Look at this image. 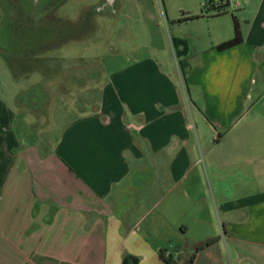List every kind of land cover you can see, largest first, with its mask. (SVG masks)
Instances as JSON below:
<instances>
[{
    "label": "crops",
    "instance_id": "0c3cea01",
    "mask_svg": "<svg viewBox=\"0 0 264 264\" xmlns=\"http://www.w3.org/2000/svg\"><path fill=\"white\" fill-rule=\"evenodd\" d=\"M52 1L11 0L18 23L4 36L15 55L45 60L53 37L76 30L62 14L68 0L55 15ZM240 2L242 44L218 51L233 37L215 35L194 51L175 38L188 44L186 89L211 139L203 149L160 55L159 84L127 63L102 105L51 143L31 128L29 109L14 116L0 99V264H164L161 251L178 264H264V0ZM138 174L149 180L136 185Z\"/></svg>",
    "mask_w": 264,
    "mask_h": 264
},
{
    "label": "rangeland",
    "instance_id": "374dc122",
    "mask_svg": "<svg viewBox=\"0 0 264 264\" xmlns=\"http://www.w3.org/2000/svg\"><path fill=\"white\" fill-rule=\"evenodd\" d=\"M240 1L232 0L226 13L218 16L216 10H210L207 0H68L62 14L75 20L76 30L69 27L53 37L62 46L57 48L53 44V50L41 60L33 54L25 59L15 55L19 50L13 38L4 36V32L9 24L18 23L10 19L17 8L11 0H0V99H4L14 116L29 109L31 128L51 143L81 114L102 105L101 90L111 82L113 73L127 63H141L145 67L142 76L150 83L158 80L156 85L159 84L160 55L162 62H168L169 73L162 75L180 97L190 137L203 149L211 139L204 132L205 120L186 89L181 63H187V56H176L171 43L178 37L188 39L196 51L203 50L215 35L234 38V17L240 18ZM62 3L52 1L49 10L53 15ZM192 17L200 18L187 20ZM115 78L120 81L121 77ZM170 90L164 89L169 100ZM152 91L149 89L148 94ZM161 93L154 90L153 95ZM17 125L23 123L19 120ZM153 184L144 192L152 190Z\"/></svg>",
    "mask_w": 264,
    "mask_h": 264
},
{
    "label": "trees",
    "instance_id": "16d2710c",
    "mask_svg": "<svg viewBox=\"0 0 264 264\" xmlns=\"http://www.w3.org/2000/svg\"><path fill=\"white\" fill-rule=\"evenodd\" d=\"M208 5L210 6V10H216V15L220 16V15H224L225 12V8L228 7L229 4V0L228 2H226V4H224V0H207ZM200 17H192L189 18L187 20H195V19H199ZM187 20H180L179 22H183V21H187ZM234 23H235V36L233 39L226 41L222 44H220L217 47L218 51H226L229 50L231 48H234L240 44L243 43V35L241 32V27L239 24V20L234 17ZM172 44L173 47L175 49V53L176 56L178 57H182V56H186L188 54V44L185 40H181V39H172ZM182 66V73L184 75V80L186 81L185 78V73H184V66L183 63H181ZM223 232L224 234L226 233L225 228H223ZM215 242H211L206 244L204 247L200 248L199 251H202L203 249H205L206 247L211 246L212 244H214ZM160 257L161 260L164 262V264H178L173 258L172 256H169L167 254V251H161L160 252ZM139 260L138 258H131V257H126L124 259V264H138Z\"/></svg>",
    "mask_w": 264,
    "mask_h": 264
},
{
    "label": "water",
    "instance_id": "95a60500",
    "mask_svg": "<svg viewBox=\"0 0 264 264\" xmlns=\"http://www.w3.org/2000/svg\"><path fill=\"white\" fill-rule=\"evenodd\" d=\"M149 180V176L144 175V174H138L135 178H134V183L136 185H143L145 184L147 181Z\"/></svg>",
    "mask_w": 264,
    "mask_h": 264
},
{
    "label": "built area",
    "instance_id": "2783aa9c",
    "mask_svg": "<svg viewBox=\"0 0 264 264\" xmlns=\"http://www.w3.org/2000/svg\"><path fill=\"white\" fill-rule=\"evenodd\" d=\"M218 1V0H217ZM225 1V0H224ZM225 4V3H224Z\"/></svg>",
    "mask_w": 264,
    "mask_h": 264
},
{
    "label": "flooded vegetation",
    "instance_id": "af4514ba",
    "mask_svg": "<svg viewBox=\"0 0 264 264\" xmlns=\"http://www.w3.org/2000/svg\"><path fill=\"white\" fill-rule=\"evenodd\" d=\"M72 32V31H71Z\"/></svg>",
    "mask_w": 264,
    "mask_h": 264
}]
</instances>
